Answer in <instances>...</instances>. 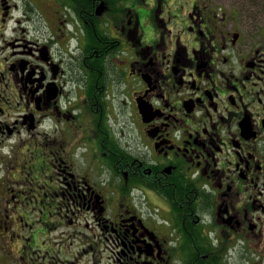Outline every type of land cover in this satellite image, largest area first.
I'll use <instances>...</instances> for the list:
<instances>
[{"label":"flooded vegetation","instance_id":"1","mask_svg":"<svg viewBox=\"0 0 264 264\" xmlns=\"http://www.w3.org/2000/svg\"><path fill=\"white\" fill-rule=\"evenodd\" d=\"M180 3L0 0V264H264V11Z\"/></svg>","mask_w":264,"mask_h":264},{"label":"rangeland","instance_id":"2","mask_svg":"<svg viewBox=\"0 0 264 264\" xmlns=\"http://www.w3.org/2000/svg\"><path fill=\"white\" fill-rule=\"evenodd\" d=\"M176 1L178 2V5H175L174 7L175 8H179L180 5H181L180 0H176ZM233 1H236V0H233ZM238 1L240 2L241 0H238ZM243 1L247 3L248 9L250 10V12H257L258 10H262V12L264 11V0H243ZM115 94L117 95L118 93H115ZM109 96L113 97L114 95L112 93ZM118 98L119 97H116V99H110V98L106 99L109 102L108 104L110 106V110L111 111L112 110H115V111L119 110V108H120V99H118ZM112 100H113V102H112ZM113 107H114V109H113ZM16 250H17V248H16ZM27 259H28V261H32V258H27ZM9 264H16V263L13 260H10Z\"/></svg>","mask_w":264,"mask_h":264},{"label":"bare ground","instance_id":"3","mask_svg":"<svg viewBox=\"0 0 264 264\" xmlns=\"http://www.w3.org/2000/svg\"><path fill=\"white\" fill-rule=\"evenodd\" d=\"M242 260V259H241ZM237 261V260H236Z\"/></svg>","mask_w":264,"mask_h":264}]
</instances>
